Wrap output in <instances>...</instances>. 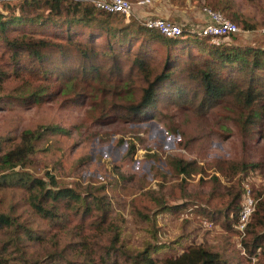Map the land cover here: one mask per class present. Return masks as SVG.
<instances>
[{"label": "trees", "instance_id": "16d2710c", "mask_svg": "<svg viewBox=\"0 0 264 264\" xmlns=\"http://www.w3.org/2000/svg\"><path fill=\"white\" fill-rule=\"evenodd\" d=\"M201 3L203 8L220 11L236 24L239 21L253 27L235 11L231 0ZM9 4H2L0 9V105L33 106L62 99L64 103L88 106V114L95 121L116 116L137 122L152 115L160 104H191L195 112L220 111L244 133L257 131L264 140V48L249 43L215 44L210 36L187 29L179 36L165 37L157 29L137 22L121 23L117 13L99 10L82 0H22ZM49 22L61 29L54 38L37 36L31 30ZM154 41L164 46L161 59L152 47ZM192 45L207 57L201 60L194 56ZM223 68H229L227 76L222 75ZM182 77L192 83V89L184 87ZM170 129L176 131L178 126L171 123ZM181 132L184 134L187 128ZM46 133H66V129L59 125L25 129L19 142L10 148L0 137V190H22L31 216L22 218L14 205L7 211L0 210V264H238L203 245H191L181 254L159 260L153 256L159 246L133 248L125 244L120 240L119 226L108 219L110 204L104 185L77 189L62 184L54 175L40 177L27 170L36 142ZM133 152L134 144L128 155ZM166 157L178 175L202 169L195 160ZM214 163L208 165L222 174L245 172L259 165L245 157ZM240 191L225 209V217L231 213L233 225L241 208ZM160 207L172 209L163 203ZM35 217L62 229L75 222L69 230L82 237L81 259L68 260V246L59 243H54L45 255L30 253L29 244L52 239L37 231ZM143 218L151 221L148 215ZM85 231L91 237L83 238ZM244 236L245 251L253 254L258 250L259 264H264L263 202L255 205ZM86 240L90 246L84 245Z\"/></svg>", "mask_w": 264, "mask_h": 264}, {"label": "rangeland", "instance_id": "374dc122", "mask_svg": "<svg viewBox=\"0 0 264 264\" xmlns=\"http://www.w3.org/2000/svg\"><path fill=\"white\" fill-rule=\"evenodd\" d=\"M82 1L91 3L89 0ZM129 1L134 7L138 5L140 11L144 8L150 11L156 6H175L180 11L185 9L192 15V23H202L207 18L201 3L203 0ZM231 1L240 17L253 27H245L237 21L241 31L224 43H249L264 48V0ZM18 3L10 2L9 5ZM196 12L204 14L203 21L196 19ZM132 13L129 17L117 14L116 19L124 24L137 22L142 26L144 18L152 15L134 10ZM31 30L37 36L52 38L61 32L53 22L39 24ZM152 44L161 59L164 46L157 41ZM190 52L201 60L207 57L195 45L190 47ZM229 72V68L221 71L223 76ZM180 81L184 87L192 89V83L185 77ZM190 105L160 104L152 115L141 121L129 122L112 116L102 122L92 119L88 106L64 103L62 99L33 106L1 104L0 137L5 138L3 143L10 148L19 142V136L25 129H36L41 125L65 128L66 133H46L36 142L27 170L40 177L47 173L54 175L62 184L77 189L80 186L104 185V194L110 204L108 219L116 227L119 226L120 240L133 248L148 244L159 246L153 256L161 260L181 254L191 245H203L238 264H259V251L253 254L245 251L242 246L245 236L235 229L234 222H230L231 213L225 217V209L231 206L236 192L243 189L239 199L241 207L246 186L251 189L255 205L264 203V140L257 131L244 133L220 111L210 110L204 114L202 110L195 112V106ZM171 123L178 126L176 131H171ZM186 123L188 125L185 126ZM185 127L187 132L183 134L181 131ZM132 144L134 152L128 155ZM167 155L195 160L202 169L190 175H178L173 171ZM244 157L259 163L258 167L234 174L223 171L222 174L208 165H215L216 160L240 161ZM162 203L172 209H160ZM11 205L22 218H31L22 190H0V210L7 211ZM144 215H148L151 221L145 220ZM34 220L37 231L52 239L29 244L27 249L30 253L45 255L54 243H59L68 246V260L81 259L79 254L83 244L79 243L82 237H76L69 230L75 222L62 229L37 217ZM87 233H82L85 235L83 238L91 237ZM85 242L84 245H91L89 240ZM99 242L103 240L99 239Z\"/></svg>", "mask_w": 264, "mask_h": 264}, {"label": "built area", "instance_id": "2783aa9c", "mask_svg": "<svg viewBox=\"0 0 264 264\" xmlns=\"http://www.w3.org/2000/svg\"><path fill=\"white\" fill-rule=\"evenodd\" d=\"M22 0H0V9L2 4L7 2H20ZM99 10L110 13H117L129 17L134 10L133 4L129 0H89ZM142 3L148 0H142ZM206 20L202 23L186 24L175 23L168 18L149 16L144 18L142 25L147 28L157 29L165 37L179 36L183 29L188 32H196L199 35L210 36L211 41L215 44L224 43L229 40L231 34H237L241 30L236 23L225 17L220 11H214L210 8H203ZM133 14V13H132ZM255 209V200L252 196L251 189L246 186L243 194V200L236 223V229L245 235L246 227L249 223L251 214Z\"/></svg>", "mask_w": 264, "mask_h": 264}, {"label": "crops", "instance_id": "0c3cea01", "mask_svg": "<svg viewBox=\"0 0 264 264\" xmlns=\"http://www.w3.org/2000/svg\"><path fill=\"white\" fill-rule=\"evenodd\" d=\"M170 5H172L171 2H169ZM146 8H144V11H140L138 10V5H136L134 7V11H136L137 13L139 12H142L143 13H152V15L150 16H158V17H164V18H170L174 21H177L179 23L182 24H186L189 22V24L192 23V15L191 14H188L187 11L184 10H178L177 7L174 6V8H166V7H159V6H156L155 9L153 10H145ZM142 14H138V16H142ZM196 14L198 15V17L196 19H199L201 18L202 21L204 20L205 16L203 13H199V12H196ZM202 14V15H201ZM145 15V14H143Z\"/></svg>", "mask_w": 264, "mask_h": 264}]
</instances>
